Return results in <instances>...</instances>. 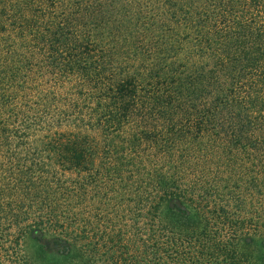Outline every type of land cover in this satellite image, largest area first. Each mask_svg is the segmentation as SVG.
<instances>
[{
    "label": "trees",
    "instance_id": "obj_1",
    "mask_svg": "<svg viewBox=\"0 0 264 264\" xmlns=\"http://www.w3.org/2000/svg\"><path fill=\"white\" fill-rule=\"evenodd\" d=\"M0 264H264V0H0Z\"/></svg>",
    "mask_w": 264,
    "mask_h": 264
}]
</instances>
